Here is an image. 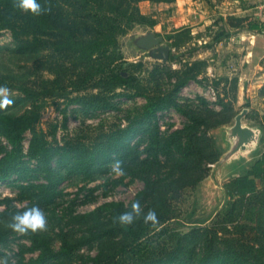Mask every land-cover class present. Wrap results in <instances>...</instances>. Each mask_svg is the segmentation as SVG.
Segmentation results:
<instances>
[{
  "label": "trees",
  "instance_id": "obj_1",
  "mask_svg": "<svg viewBox=\"0 0 264 264\" xmlns=\"http://www.w3.org/2000/svg\"><path fill=\"white\" fill-rule=\"evenodd\" d=\"M142 1L176 0H37L45 9L39 15L17 8V0H0V30L10 33L12 52L34 65L29 71L0 73V86L16 91L11 97L14 104L0 109V181L18 190L26 201L21 207L38 204L59 226L57 248L47 233L21 235L30 243L22 247L36 255L27 260L20 257L15 264H264V133L257 158L223 183L226 199L221 208L213 215L195 209L184 214L179 202L184 189L200 185L209 164L221 154L210 131L231 123L237 114L238 77L213 81L215 86L223 84L217 111L206 108L202 98L197 105L177 100L180 90L206 67L204 59L183 62L178 69L156 64L146 76L137 77L135 70L142 63L125 59L120 38L135 26L157 24L140 11ZM218 19L229 29L264 35V21L258 16L228 14ZM187 29L167 35L171 48L179 45L176 39ZM227 33L216 30L207 36L219 42ZM173 57L168 54L169 61ZM259 64L264 70V56ZM41 68L51 75L44 85L38 83ZM55 91L68 106L76 104L89 116L116 109L120 96H143L145 103L130 113L124 126L100 133L94 142L59 144L57 126H41L46 94ZM229 93L230 101L225 99ZM260 94L264 97V83ZM169 108L188 121L183 128L166 133L157 114ZM253 123L264 131V118ZM116 160L122 162V176L142 182L130 203H105L86 212H76L70 204L60 215L49 210L63 197L61 184L66 179L90 183L106 175ZM96 188H86L85 183L75 195L85 189L91 194ZM134 201L140 202L145 213L154 209L158 224H145L143 219L130 226L116 222ZM13 211L10 205L0 211V246L15 233L3 223Z\"/></svg>",
  "mask_w": 264,
  "mask_h": 264
},
{
  "label": "rangeland",
  "instance_id": "obj_2",
  "mask_svg": "<svg viewBox=\"0 0 264 264\" xmlns=\"http://www.w3.org/2000/svg\"><path fill=\"white\" fill-rule=\"evenodd\" d=\"M231 6L225 0H176L171 3H139L140 11L142 10L141 12H144V14L155 18L157 24L151 28L135 26L127 35L120 38V47L127 61L142 63V66L135 70L136 76L141 78L146 76L156 64L162 62L150 58L146 51L139 49L134 43V38L147 31H152L163 37V44L170 46L169 43L172 40L167 39L168 34H174L179 30L189 28L187 33L176 39L179 45L176 48L170 47L169 53L174 55L173 59L171 61L167 60L163 64L178 69L183 62L190 63L196 59H204L206 60V67L201 69L195 80L188 82L180 90L177 95L178 102L197 105L198 103L201 104L199 98H202L207 103L206 108L220 110L218 100L223 96V84L215 86L213 81L222 76H237L235 112L238 113L242 108L247 107L249 108L247 114L251 116V119L255 122L256 120L262 122L264 118V97L260 94V88L264 83V79H262L263 75L260 73L264 70L261 67V71L255 63L244 61L247 51L257 50L258 46L256 44L251 49L250 46L252 45H248L250 42L243 36V30L229 29L223 21L218 19L220 16H227L228 12H234L230 9ZM221 7H224V9ZM206 26H211L209 31L205 30ZM216 30L228 32L227 36L219 42L212 41L211 37L207 35H212ZM12 48L10 33L8 30H0V73L8 74L26 69L29 71L30 68L34 69L31 61L20 60L18 55L12 52ZM37 74L40 85H44V80L51 77L50 73L43 68L39 69ZM166 84L169 86L168 83ZM229 85L226 84L227 90ZM119 91L123 90L120 89ZM11 92L15 93L16 91ZM60 94L57 91L50 96L46 94L45 102L47 104L41 114V126L43 128H47L49 124L57 126L56 138L59 144L69 140L94 142L100 136V133L114 129L119 125L124 126L130 113L145 103L143 96L137 95L132 98L120 96L116 98L119 102L116 109L96 111L89 116L83 113L76 104L68 106L66 104L67 100ZM231 98L232 94L229 93L225 99L230 101ZM187 121V118L174 108L160 111L157 114V122L161 130L166 133L183 128ZM210 133L212 134L211 131ZM28 139L29 134L26 133L23 141L25 149L28 145ZM1 140L2 144L6 145L5 140L3 138ZM209 172L210 169L208 174ZM119 178H121L119 183L114 186L110 185ZM85 183L86 188L94 186H97V188L91 194L85 189L75 195L78 192V187ZM61 187L63 188V197L59 200L57 206L49 209L50 211L54 209L57 215L62 214L64 208L69 210L70 204L76 212L90 211L96 206L111 202L128 204L134 194L142 187V182L129 176H116L111 169L106 175L90 183L83 181L81 178H68L61 184ZM213 196V188H211L209 181L198 185L196 188L184 189L182 199L179 201L181 209L184 214L192 209H195L196 212L201 211L203 214H209L214 208ZM14 203L21 207L26 201L20 199L18 190L15 187L7 182L0 181V211L8 205L13 206ZM44 212L48 217V229L43 232L53 239V247L57 248L59 245L56 237V232L59 230L58 223L50 217L49 212ZM22 244L29 246L30 243L17 233L10 235L6 243L0 246V260L7 256L9 257V264H11L12 259L16 262L20 257L27 260L36 255V252L27 251L22 247ZM82 252L87 254L86 250Z\"/></svg>",
  "mask_w": 264,
  "mask_h": 264
},
{
  "label": "water",
  "instance_id": "obj_3",
  "mask_svg": "<svg viewBox=\"0 0 264 264\" xmlns=\"http://www.w3.org/2000/svg\"><path fill=\"white\" fill-rule=\"evenodd\" d=\"M134 43L139 49L146 51L147 55L162 63L167 62L170 46L163 44V37L157 36L152 31H147L134 38ZM249 108H242L231 123L222 124L211 130L221 149L219 158L211 164L209 174L200 182L209 181L213 188L214 208L209 215L215 214L223 205L226 193L223 183L228 177L237 175L258 156L261 149L263 128L253 121L245 118Z\"/></svg>",
  "mask_w": 264,
  "mask_h": 264
},
{
  "label": "clouds",
  "instance_id": "obj_4",
  "mask_svg": "<svg viewBox=\"0 0 264 264\" xmlns=\"http://www.w3.org/2000/svg\"><path fill=\"white\" fill-rule=\"evenodd\" d=\"M17 8L24 12H31L34 15H39L45 11L41 4L37 0H17L15 5ZM13 93L6 86H0V109H8L14 104V100L11 98ZM122 162L116 160L112 164V172L116 176L124 174L122 168ZM15 211L11 212L9 218L3 221L4 227L10 229L19 235H28L30 233H38L47 231L48 229V217L44 210L39 207L38 204L32 206L20 207L17 204H13ZM143 219L145 224H158V216L154 209H149L146 213L143 211L139 201H134L131 204L130 210L122 212L116 217V222L121 226H130L137 220ZM0 264H9V257L5 256L0 260ZM11 264H15V260H11Z\"/></svg>",
  "mask_w": 264,
  "mask_h": 264
},
{
  "label": "crops",
  "instance_id": "obj_5",
  "mask_svg": "<svg viewBox=\"0 0 264 264\" xmlns=\"http://www.w3.org/2000/svg\"><path fill=\"white\" fill-rule=\"evenodd\" d=\"M228 4L232 5L230 9L234 12H228V14H245V15H253L258 16L262 21H264V0H225ZM141 3H149L148 1H142ZM224 4V2H222ZM203 8V6H202ZM224 9V7H221ZM142 11V10H141ZM237 12V13H236ZM144 13V12H142ZM223 15L222 13H220ZM244 31L243 36L248 39L251 49H253L256 44L258 46L257 50H248L246 54V58L244 61L248 63H255L259 69L262 68L259 64V61L264 56V37L261 33H255L253 31H249L246 29H242ZM252 43V44H251ZM254 43V44H253ZM263 75L262 79H264V71L260 73ZM240 76V75H239ZM261 76V75H260ZM240 79V77H239ZM248 81L247 78H245ZM260 85V84H259Z\"/></svg>",
  "mask_w": 264,
  "mask_h": 264
},
{
  "label": "built area",
  "instance_id": "obj_6",
  "mask_svg": "<svg viewBox=\"0 0 264 264\" xmlns=\"http://www.w3.org/2000/svg\"><path fill=\"white\" fill-rule=\"evenodd\" d=\"M263 152H264V148H263Z\"/></svg>",
  "mask_w": 264,
  "mask_h": 264
}]
</instances>
